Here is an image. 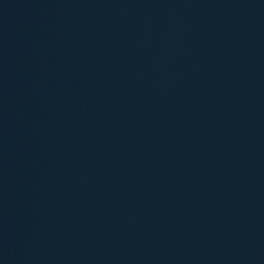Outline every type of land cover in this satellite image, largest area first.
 Returning <instances> with one entry per match:
<instances>
[{
    "label": "water",
    "instance_id": "water-1",
    "mask_svg": "<svg viewBox=\"0 0 264 264\" xmlns=\"http://www.w3.org/2000/svg\"><path fill=\"white\" fill-rule=\"evenodd\" d=\"M0 264H264V0H0Z\"/></svg>",
    "mask_w": 264,
    "mask_h": 264
}]
</instances>
